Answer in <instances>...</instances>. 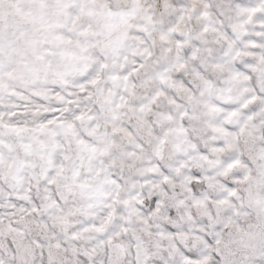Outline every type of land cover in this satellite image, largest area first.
<instances>
[{
	"label": "snow or ice",
	"instance_id": "snow-or-ice-1",
	"mask_svg": "<svg viewBox=\"0 0 264 264\" xmlns=\"http://www.w3.org/2000/svg\"><path fill=\"white\" fill-rule=\"evenodd\" d=\"M0 264H264V0H0Z\"/></svg>",
	"mask_w": 264,
	"mask_h": 264
}]
</instances>
